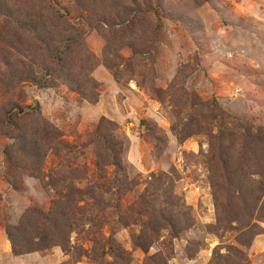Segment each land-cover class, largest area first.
Returning <instances> with one entry per match:
<instances>
[{"label": "rangeland", "instance_id": "rangeland-1", "mask_svg": "<svg viewBox=\"0 0 264 264\" xmlns=\"http://www.w3.org/2000/svg\"><path fill=\"white\" fill-rule=\"evenodd\" d=\"M233 123L264 135V0H0V264H264Z\"/></svg>", "mask_w": 264, "mask_h": 264}, {"label": "trees", "instance_id": "trees-1", "mask_svg": "<svg viewBox=\"0 0 264 264\" xmlns=\"http://www.w3.org/2000/svg\"><path fill=\"white\" fill-rule=\"evenodd\" d=\"M156 15H160L159 11L156 12ZM36 83V85L38 86V88H46L47 86L44 85L43 83H41L40 81H34ZM19 113H16L14 116H12V121L15 122V120H20L22 117H25L26 115L29 114V112L23 111V110H18ZM26 112V113H25ZM226 119L223 117L221 119L220 124L222 125V128L225 127L224 121ZM110 123L107 122V125L104 126L103 124H99L94 133L91 136V140L90 143H94V145L98 146V148H101L103 150V152L100 151V153L102 154V156L104 158H102V164L101 163H97L96 167L99 169V172L101 173H105L104 172V167L107 165H111L114 167V171L118 170V173L122 172L121 168H120V161L117 158V154L114 151V149L116 148V142L114 141L115 138L113 137V135L111 133H108L106 136L101 134V131H108L109 127H110ZM233 129L230 130V136L232 138H234L237 142L240 143H245V142H252V141H258L259 142V138L262 137L264 138L263 134L258 133V131L253 134L252 132L250 133L248 130H246L245 128H243V126L240 125H236V124H232ZM107 127V128H106ZM223 131L220 132V134ZM218 138H220V136H218ZM232 139V140H234ZM223 157V156H222ZM99 158V157H98ZM114 184H118L116 185V191L120 192L121 188H124V185H126V183L122 180H120L118 177L114 179ZM111 184V183H110ZM108 188V186L106 187ZM109 191L111 190L110 188L108 189ZM77 193H81V191H78ZM72 196V193H68L66 195H60V199L58 200H65L66 205L72 201L69 200V198ZM57 205V203H56ZM48 213L47 215H43V217L37 216L38 219L41 218V220L46 221L47 218L49 217ZM10 242L12 244V247L15 248L17 247V244H15V241L12 238L11 232L10 234H8Z\"/></svg>", "mask_w": 264, "mask_h": 264}]
</instances>
